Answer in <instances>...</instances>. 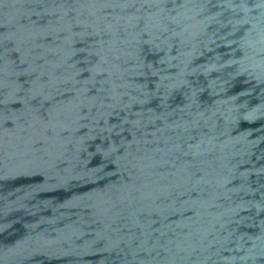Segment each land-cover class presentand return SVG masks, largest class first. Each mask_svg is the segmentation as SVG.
I'll return each mask as SVG.
<instances>
[{
  "label": "water",
  "instance_id": "1",
  "mask_svg": "<svg viewBox=\"0 0 264 264\" xmlns=\"http://www.w3.org/2000/svg\"><path fill=\"white\" fill-rule=\"evenodd\" d=\"M0 264H264V0H0Z\"/></svg>",
  "mask_w": 264,
  "mask_h": 264
}]
</instances>
